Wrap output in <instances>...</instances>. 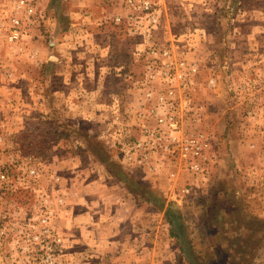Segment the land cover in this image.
<instances>
[{"label":"rangeland","instance_id":"obj_1","mask_svg":"<svg viewBox=\"0 0 264 264\" xmlns=\"http://www.w3.org/2000/svg\"><path fill=\"white\" fill-rule=\"evenodd\" d=\"M35 3L0 49V264H264V0Z\"/></svg>","mask_w":264,"mask_h":264},{"label":"built area","instance_id":"obj_2","mask_svg":"<svg viewBox=\"0 0 264 264\" xmlns=\"http://www.w3.org/2000/svg\"><path fill=\"white\" fill-rule=\"evenodd\" d=\"M8 4L10 12L6 16H4L3 7L0 4V49L4 45H8L24 52L26 47L23 45L28 38V31L30 32L32 26H35L39 21L37 4L35 0H9ZM141 10L151 15L153 5L150 2H143ZM37 56L38 52H33L31 59L34 60ZM7 72L9 77H12V74L9 71ZM158 125L160 127L167 125L169 129L168 132L159 131L156 134V143L160 145L165 155L172 156L175 154L183 161L189 172L206 178L210 174L211 166L209 164L215 163L214 160L217 159L216 154H212L210 158L207 153L213 147L209 138L205 134L190 135L180 141L173 138L172 132L179 127L174 114L161 116L158 119Z\"/></svg>","mask_w":264,"mask_h":264},{"label":"trees","instance_id":"obj_3","mask_svg":"<svg viewBox=\"0 0 264 264\" xmlns=\"http://www.w3.org/2000/svg\"><path fill=\"white\" fill-rule=\"evenodd\" d=\"M171 219H172V223L175 225V230H176V232H178V233H182L181 227L178 225V222H177V220H176V217L172 216ZM182 239H183V236H182ZM181 247H185V249H186V245H185V243H184L183 240H182ZM183 249H184V248H183Z\"/></svg>","mask_w":264,"mask_h":264}]
</instances>
